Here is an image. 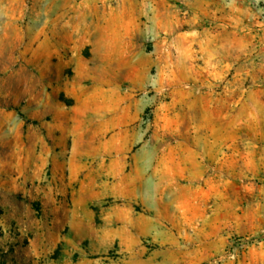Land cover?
<instances>
[{
	"label": "rangeland",
	"instance_id": "1",
	"mask_svg": "<svg viewBox=\"0 0 264 264\" xmlns=\"http://www.w3.org/2000/svg\"><path fill=\"white\" fill-rule=\"evenodd\" d=\"M0 264H264V0H0Z\"/></svg>",
	"mask_w": 264,
	"mask_h": 264
}]
</instances>
